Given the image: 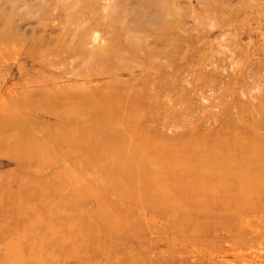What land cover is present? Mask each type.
I'll return each instance as SVG.
<instances>
[{
    "label": "rangeland",
    "instance_id": "rangeland-1",
    "mask_svg": "<svg viewBox=\"0 0 264 264\" xmlns=\"http://www.w3.org/2000/svg\"><path fill=\"white\" fill-rule=\"evenodd\" d=\"M110 47L115 53L107 51ZM94 52H101L100 59ZM107 85L147 90L162 105L155 120L139 122L135 135L142 144L161 146L163 138L218 132L227 120H246L247 129L252 120H261L256 132L264 135V0H0V115L18 103L25 124L53 122L30 107L43 91ZM0 119V138L5 131L14 133L16 126ZM38 157V165L21 168L0 153V258L4 245L25 232L22 243L30 264H264V214L258 211L239 219L245 235L236 240L223 232L216 237L207 226L199 235L185 221L178 227L179 218L168 210L153 216L151 206L141 209L147 184L139 180L138 189L124 186L123 168L115 176L119 192L134 200L131 205L106 197L113 192L109 182L86 177L95 199L86 196L75 203L69 201L68 187H61L58 196L45 182L59 170L74 171L73 166L43 165L49 156ZM144 168L134 167L146 173ZM151 169L148 175L155 179L166 172ZM184 185L180 180L158 186L166 187V194ZM96 194H104V205L100 217L88 224L92 215L85 217L81 210H96ZM178 200L169 195L166 205L159 200L154 205L172 207ZM64 205L67 209L59 211ZM13 209L25 212L15 216ZM72 210L79 216L73 218ZM115 213L120 220H110ZM190 219L193 226L202 223L193 215ZM118 224L123 235L129 227L130 238L111 236ZM107 230L111 235L103 236ZM56 237L66 246L51 244Z\"/></svg>",
    "mask_w": 264,
    "mask_h": 264
},
{
    "label": "bare ground",
    "instance_id": "bare-ground-1",
    "mask_svg": "<svg viewBox=\"0 0 264 264\" xmlns=\"http://www.w3.org/2000/svg\"><path fill=\"white\" fill-rule=\"evenodd\" d=\"M108 50L115 53L112 47L107 48ZM93 55L94 59H100L101 52H94ZM53 91V88L43 91L40 99L30 105L38 109V115L43 113L53 122L26 121L25 124V112L19 111L18 103H12L11 109L0 115L4 117V122H11L16 126L14 133L3 132L5 135L0 138L2 147L0 153L8 155L21 168H31L34 164L41 163L38 156L43 152L50 158L49 162L42 163L43 165L59 166L63 162L71 164L74 171L67 174L59 170L45 180L46 184L52 185L58 196L61 187L65 186L71 191L69 201L73 199V202L79 203L82 197H93L94 194L89 191L85 177L96 178L109 182L113 187V192L106 194L107 198L113 200L122 198L118 201L131 205L134 200H131L130 195L123 196L119 192L118 178L115 176L117 171L123 168L127 170L124 186L138 189L139 180L147 184L141 209L151 206L153 216H159L160 212L165 215V211L168 210V213L179 218L175 222L178 227L185 221L191 230L198 231L199 235L202 233L201 226L204 229L207 226L211 233L217 234L216 237L218 233L223 232L229 239L236 240L237 237L245 235L239 227V219L251 217L255 211L264 214V135L256 132L261 120H252L248 129L244 123L246 120H241L240 124L237 120H227L224 121L225 126L221 131H194L170 139L163 138L161 146H152L148 141L140 143L135 135L141 131L139 127L141 120L147 118L155 120L160 110H163L162 105L155 103L149 93H146L147 90L136 92L132 88L120 85L113 87L107 85L101 89L78 92L64 89L54 94ZM53 96L69 98L59 102L51 99ZM45 106L47 107L44 108ZM226 123L230 125L226 126ZM236 123L244 127H237ZM241 133L243 136L239 137ZM44 142H47V145H43ZM139 166L147 167L144 168L146 173L134 169ZM148 168H152L155 173L164 168L161 173L166 172L155 179L153 174L148 175ZM73 176L75 180L77 178L80 186L76 185L75 180H71ZM180 180L185 185L166 194L163 191L166 187L158 186L164 183L170 185ZM104 194L101 197L96 194V203L99 206L95 207V211L79 209L85 217L88 214L92 215L93 221L88 224H92L94 218L100 217L97 213L104 205L101 201L105 200ZM169 195L172 198L177 196L178 203L173 202L172 207L154 205L159 202L164 204ZM67 207L68 205L59 206V211ZM13 211L11 213L15 216L25 212L24 209ZM77 211H71L73 218L74 215L79 216ZM192 215L195 221L202 220L201 225L190 224ZM109 218L118 221L121 216L115 213L109 215ZM125 223L128 222H123L126 226ZM85 224L84 222L82 226ZM105 224L110 225L107 222ZM70 227L69 225L71 230ZM128 229L129 227L123 235L120 231L121 225L118 224L115 235L107 234L112 232L107 230L103 231L105 232L103 236L128 238L132 235ZM22 236L25 237V232L21 239L9 240L4 245L0 264H30L29 260H25ZM2 238L6 239L7 233ZM60 241L62 246H66L67 241L64 238H52L50 242L59 244ZM37 258L38 261H44L41 253Z\"/></svg>",
    "mask_w": 264,
    "mask_h": 264
}]
</instances>
